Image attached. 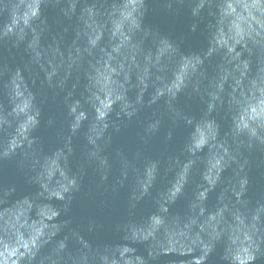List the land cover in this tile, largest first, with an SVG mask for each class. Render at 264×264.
Instances as JSON below:
<instances>
[{
	"label": "water",
	"instance_id": "95a60500",
	"mask_svg": "<svg viewBox=\"0 0 264 264\" xmlns=\"http://www.w3.org/2000/svg\"><path fill=\"white\" fill-rule=\"evenodd\" d=\"M0 264H264V0H0Z\"/></svg>",
	"mask_w": 264,
	"mask_h": 264
}]
</instances>
